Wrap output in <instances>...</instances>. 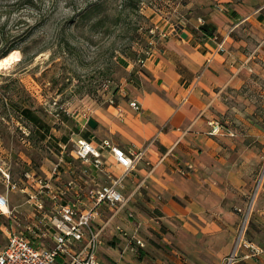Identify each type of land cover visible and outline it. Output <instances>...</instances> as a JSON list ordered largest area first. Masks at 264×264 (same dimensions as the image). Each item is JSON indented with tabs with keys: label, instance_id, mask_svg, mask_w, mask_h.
Here are the masks:
<instances>
[{
	"label": "crops",
	"instance_id": "obj_1",
	"mask_svg": "<svg viewBox=\"0 0 264 264\" xmlns=\"http://www.w3.org/2000/svg\"><path fill=\"white\" fill-rule=\"evenodd\" d=\"M248 1L234 8L237 17L205 8L212 33L195 22L197 31L162 40L144 67L130 63L134 74L116 102L93 108L97 127L81 123L76 136L109 138L128 154L145 149L125 180L128 206L100 234L101 262L224 264L231 253L241 218L236 209L247 205L264 156V129L255 116H240L246 103L252 106L245 91L264 83V0ZM223 40L226 51L218 52ZM218 120L223 129L212 132ZM106 158L113 173L123 171L111 154ZM110 215L106 210L103 219ZM252 217L251 238L264 248V192ZM103 219L93 221L96 230ZM255 224L260 231L253 235ZM132 234L146 245H132ZM252 261L264 264V253Z\"/></svg>",
	"mask_w": 264,
	"mask_h": 264
},
{
	"label": "rangeland",
	"instance_id": "obj_2",
	"mask_svg": "<svg viewBox=\"0 0 264 264\" xmlns=\"http://www.w3.org/2000/svg\"><path fill=\"white\" fill-rule=\"evenodd\" d=\"M245 3L251 2L0 0V52L16 43L20 54L19 60L0 67V96L12 98L7 103L0 101V193L8 191L2 169L10 172L13 181H18L30 166L46 175L57 159L59 143L64 142V137L70 140L81 132L85 115L89 116L86 124L92 129L88 121L94 110L109 104L110 98L116 102L117 93L126 89L131 80V64L138 68L132 63V57L136 53L143 55L142 50L150 47L153 36L157 42L153 48L155 54L161 41L178 36L176 32L186 33L191 28L197 31L194 24L199 25L200 17L205 21V8L227 10L235 15L234 8ZM91 5L97 6L96 13L106 16L104 24L93 25V21H85L76 25L71 22L74 18L78 20L79 13ZM259 14L260 19L261 16L264 18V10ZM161 32H168L169 36L161 39ZM122 58L129 62L128 67L123 65ZM262 81L258 80L256 91H245L252 106L246 103L240 116H255L258 128L264 129ZM14 102L36 111L50 129L45 138L30 133L32 124L17 115L12 106ZM80 165L78 163L74 174L89 187L92 185L90 178L82 172ZM263 169L264 156L257 176ZM95 176L97 179V174ZM263 192L264 186L259 198ZM10 201L12 207L23 213L27 211L24 197L17 189H11ZM256 230L260 231L255 224L253 235ZM251 260L241 258L235 264L240 261L248 264Z\"/></svg>",
	"mask_w": 264,
	"mask_h": 264
},
{
	"label": "built area",
	"instance_id": "obj_3",
	"mask_svg": "<svg viewBox=\"0 0 264 264\" xmlns=\"http://www.w3.org/2000/svg\"><path fill=\"white\" fill-rule=\"evenodd\" d=\"M198 20L199 29L205 21L202 17ZM152 31L155 33V30ZM181 33L182 30L176 32L178 36ZM159 35L161 39L169 36L168 32ZM156 44L153 36L149 41L150 47L142 50L143 55L138 58L141 67L154 56ZM225 51L223 40L218 45V52ZM109 102L113 104L114 98H110ZM131 106L141 109L136 101H132ZM88 118L85 115V119ZM212 125V132L223 129L221 123ZM108 153L123 167L122 172L113 173L106 158ZM144 157L145 149L128 154L109 138L96 142L76 136L59 143L57 159L46 175L30 166L18 181H13L10 172L2 169L8 191L0 193V264H105L99 260L97 253L100 234L111 219L128 206L130 197L124 192L125 180ZM78 163L82 172L90 178L91 186L88 187L74 174ZM95 174H103L105 181L100 182L99 175L96 179ZM263 186L264 169L255 180L247 205L236 209L241 218L233 249L225 257L224 264H235L241 258L254 260L264 253V248L248 236ZM11 189H17L23 195L28 207L26 212L11 206ZM106 210L111 215L104 220ZM128 216L135 218L134 211L130 210ZM96 219L104 220L98 230L93 226ZM117 230L126 234L120 225ZM130 242L138 247L146 245L136 234L131 235Z\"/></svg>",
	"mask_w": 264,
	"mask_h": 264
},
{
	"label": "trees",
	"instance_id": "obj_4",
	"mask_svg": "<svg viewBox=\"0 0 264 264\" xmlns=\"http://www.w3.org/2000/svg\"><path fill=\"white\" fill-rule=\"evenodd\" d=\"M97 6L95 5H91V6H88L86 9L82 10V12L79 13V18L78 20H76L75 18L73 20H71L72 23H80V22H85V21H93V25H97V24H104L103 21H105L106 19V16H103L104 14H100L99 12L96 13V8ZM97 18L95 20V18ZM200 29H202V27L200 26ZM148 31V30H147ZM204 32H206L207 34H210L212 32H207L205 30H203ZM147 33V32H146ZM16 49H19L17 44H11L9 45L8 47L4 48L1 52H0V59L7 56L11 51L13 50H16ZM142 55V54H139V53H136L134 57H132V63H135L138 68H141L140 64L137 62L138 61V58L139 56ZM125 59V58H124ZM123 58L121 59V62L123 63V65H125V67H128L129 66V62H127L126 60H124ZM137 69V68H135ZM134 69V70H135ZM134 70H132L130 73H131V76L134 74ZM12 101V98L11 97H3V96H0V101L2 103H7L6 101ZM13 108L15 109L16 113L18 116L21 117V119H24V120H27L29 123L32 124V129H30V133L31 134H37L39 135L41 138H45L50 129L49 127L46 125V124H43V121H42V118L36 113L35 110H33L32 108L28 107V106H22L21 104H19L18 102H14V105H12ZM77 131L80 132V130L77 128ZM78 134V133H77ZM83 137L85 138H90L89 137V134H83L82 135ZM64 142H67L68 141V137H64L63 138ZM252 219H251V222H250V226H249V230H248V236L250 239H252V234H251V228H252Z\"/></svg>",
	"mask_w": 264,
	"mask_h": 264
},
{
	"label": "bare ground",
	"instance_id": "obj_5",
	"mask_svg": "<svg viewBox=\"0 0 264 264\" xmlns=\"http://www.w3.org/2000/svg\"><path fill=\"white\" fill-rule=\"evenodd\" d=\"M19 55L20 54H19V51L18 50H13L7 56H5V57H3L1 59V61H0V67L6 66V65L11 64L12 62H14L16 60H19Z\"/></svg>",
	"mask_w": 264,
	"mask_h": 264
},
{
	"label": "water",
	"instance_id": "obj_6",
	"mask_svg": "<svg viewBox=\"0 0 264 264\" xmlns=\"http://www.w3.org/2000/svg\"><path fill=\"white\" fill-rule=\"evenodd\" d=\"M201 27H202L203 30H205L207 32H212V31L215 30V26H213L210 23H204ZM182 36L185 37L186 34H183ZM88 124L92 128H96L97 127V121L94 118H90L89 121H88Z\"/></svg>",
	"mask_w": 264,
	"mask_h": 264
}]
</instances>
